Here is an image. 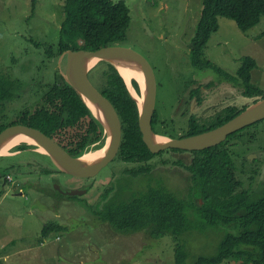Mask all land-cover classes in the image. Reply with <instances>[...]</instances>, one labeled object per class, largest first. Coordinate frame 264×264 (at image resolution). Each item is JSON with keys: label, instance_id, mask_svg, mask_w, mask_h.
Returning a JSON list of instances; mask_svg holds the SVG:
<instances>
[{"label": "rangeland", "instance_id": "obj_1", "mask_svg": "<svg viewBox=\"0 0 264 264\" xmlns=\"http://www.w3.org/2000/svg\"><path fill=\"white\" fill-rule=\"evenodd\" d=\"M34 1L33 9V0H0V71L15 83L14 98L0 113V123L12 122L20 110H32V104L39 102L56 82L57 72H65L64 55L51 59L46 54L58 45L65 19V0ZM112 1H124L130 9L131 24L127 40L121 46L143 55L154 69L155 111L159 121L167 124H161L160 131L180 137L187 131L185 119L191 114L205 118L227 105L253 104V99L243 96L240 82L238 87H231L220 83L213 70H197L190 64L189 45L201 14L202 0ZM263 32V20L248 32H242L233 20L220 17L219 30L211 36L205 55L232 75L236 74L244 57L254 58L257 68L252 71L251 82L264 90ZM199 77H206L202 82H213L215 86L204 92L202 107H196L193 100L195 107L188 110L186 102L180 103L188 95L189 83ZM91 81L100 89L97 77ZM174 110L177 111L174 113ZM171 117L176 120L174 127L169 124ZM241 133L245 137L233 148L240 165L237 179L251 194L256 187L261 192L264 187V119L247 126ZM98 150L94 148L88 153ZM178 154L163 151L152 162L158 165L152 177L138 179L126 177V166L117 161L95 177L83 179L59 172L52 164L46 165L48 175H43L42 165H14L16 161L27 163L31 157H36L34 154L26 159L0 160V173L9 175L8 183L6 177H0V264H174L176 242L171 235L156 240L146 232L118 233L109 224L99 221L93 209L106 202L103 196L108 190L109 198L127 199L133 192L145 190L150 183L155 185L159 181L179 198L188 199L190 183L184 178L183 168L179 170L180 167L162 163L174 160L172 156ZM7 166L10 169L6 170ZM115 173L118 176L112 181L113 190L110 186L106 188L105 181ZM251 175H255L253 181L249 178ZM23 178L26 180L22 181ZM56 185L64 192L87 187L88 191L82 196L69 197L57 194ZM52 222L64 226L65 230L43 237L44 226ZM232 232L219 227L180 236L179 241L189 254L187 263L191 264L199 256L214 255L220 241ZM224 264L241 263L228 260Z\"/></svg>", "mask_w": 264, "mask_h": 264}, {"label": "trees", "instance_id": "obj_2", "mask_svg": "<svg viewBox=\"0 0 264 264\" xmlns=\"http://www.w3.org/2000/svg\"><path fill=\"white\" fill-rule=\"evenodd\" d=\"M64 11L65 19L60 28L58 45L46 51L51 59L61 57L67 51H97L104 47L121 46L127 40L131 17L124 1L65 0ZM220 17L233 20L242 32H248L261 20L264 21V0H202L201 14L189 45L191 66L197 70H213L223 79H237L242 86L243 96L253 99V104L264 100V90L251 82L252 71L257 68L254 58L244 57L236 75L232 76L206 57L207 44L219 30ZM57 76L56 82L43 97V110L37 108L29 112L30 116L24 122L0 123V133L23 123L43 131L72 157L79 158L94 148L104 146L107 134L80 95L67 84L63 73L57 72ZM93 77L98 78V90L111 102L121 122L122 141L114 161L131 166L124 170L126 177H152L157 166L152 162L163 151L154 154L144 143L139 128L138 104L125 80L108 62H99L89 72L90 81ZM14 86L13 79L0 71V113L6 103L14 98ZM132 86L140 95L136 80H132ZM248 106L244 104L242 107L225 109L218 124L208 122L189 126L186 135L180 138L198 135L223 125ZM156 118L155 112L153 123ZM154 132L171 139L179 138L156 128ZM169 150L194 154L192 165L183 160L175 164L193 173L189 181L191 192L188 199L179 198L161 181L155 185L150 183L145 190L133 192L127 199L117 196L109 198L108 190L103 196L106 202L93 209L98 220L109 224L118 233L146 232L156 240L171 235L176 242L174 264H188L189 254L184 243H180V236L192 231L204 233L209 229L226 227L233 232L224 236L216 253L199 256L191 264H224L228 260L241 264H264V187H261L259 195H252L251 191L243 188L242 182L229 172L231 155L223 143L202 151ZM4 159L7 158L0 157V160ZM169 162L162 161L163 164ZM8 169L10 166H7ZM46 172L49 173L48 169ZM4 174L6 176L8 173ZM254 178L255 175L250 176L251 181ZM64 230V226L52 222L44 226L42 234L47 237L52 232Z\"/></svg>", "mask_w": 264, "mask_h": 264}, {"label": "water", "instance_id": "obj_3", "mask_svg": "<svg viewBox=\"0 0 264 264\" xmlns=\"http://www.w3.org/2000/svg\"><path fill=\"white\" fill-rule=\"evenodd\" d=\"M64 56L65 72L63 75L67 84L80 95L89 109V103H92L100 108L105 117L106 122L99 119L91 111L93 116L104 126L105 133L107 134L106 145L103 147L106 148L104 157L93 163H88L83 159L86 154L79 158L72 157L55 140L38 129L24 125L12 126L1 132L0 148L11 137L25 136L33 143L31 145H36L40 149H43V154L48 155L52 159L53 166L58 171L73 177L88 179L98 175L106 166L114 161L122 141V126L115 108L89 79V72L99 62H108L113 66L115 63H131L142 71L147 83V90L143 96L141 105L132 95L127 83L126 85L138 104L139 128L143 141L154 154L169 149L188 152L210 149L222 144L231 134L264 119V100H261L250 105L234 119L213 130L190 137L168 139L163 144H158L155 140V136L157 135L153 131L152 125L156 107L157 80L153 67L143 55L130 48L113 46L104 47L97 51H67ZM93 60L96 61L95 65L91 68L88 67L89 61ZM55 189L60 194L69 197L82 196L87 192L86 190L64 192L57 185Z\"/></svg>", "mask_w": 264, "mask_h": 264}, {"label": "flooded vegetation", "instance_id": "obj_4", "mask_svg": "<svg viewBox=\"0 0 264 264\" xmlns=\"http://www.w3.org/2000/svg\"><path fill=\"white\" fill-rule=\"evenodd\" d=\"M189 53H190V48H189ZM235 75H232V76H235ZM202 79H207V78L206 77H199L198 79L197 78H193L192 82L189 83V85L187 87L188 88V95H187V97H184V99H182L180 105H182L183 102H186L187 105H188V107H186V109L190 110L193 107H195L192 104V101L195 100L196 101V107H200V106L202 107L203 103L205 102V94H204V92L207 91L208 88H213L215 86V84L213 82H211L209 84L203 83ZM216 79H218V81L220 83H225L226 85H229V86L234 87V88L239 86V81L237 79H234L233 77H232L231 80H228V79H223V78H220V77L217 76ZM32 107H33L32 110H30V109L20 110L18 113L15 114V117L12 119V121H14V122L15 121H22V122H24V121L28 120V118L30 116L29 112H34L37 108L43 110V95H42V97H41L39 102L35 101L32 104ZM228 108H238V106H236L234 104L227 105V106L223 107L222 109L218 110L216 113L210 115L209 117H205V118H201V117H199L197 115H192L191 114L187 119H185L184 128L187 129V131H188L189 126L198 125V124H202V123H208V122H211L213 125H216V124H218L220 122V118L222 116L223 111L225 109H228ZM177 110H174V113ZM184 112L186 113V116H187L188 112L185 111V108H184ZM184 117H185V114H184ZM161 124L163 125V124H166V123L160 122L158 117H157L155 119V123L152 122L153 129L156 128L157 130H159ZM169 124H170V126L174 127V125L176 124L175 117H171ZM19 125H24V124L22 123V124H19ZM24 126H27V125H24ZM166 126H167V124H166ZM220 126H222V125H219V126L217 125L213 129H215L217 127H220ZM213 129H211V130H213ZM187 131H186V133H187ZM237 132H235V134L233 133L230 136H228V138L223 142L224 147L229 151V154L231 155V168L229 169V172L232 174V176L235 179H237V173L239 172L240 165H239L238 158H236L235 153L233 152V148H234V146L236 144H239V141H240L241 138L243 139L245 137L244 133H241V132L237 133ZM186 133L184 135H182V136H185ZM182 136H180V137H182ZM39 149L40 148L38 146H36V145H31V144H28V143H20L18 145H15L14 147H12L9 150L8 154H6L5 156H2V157L26 159V156H29L30 154H34V155H36V157L35 156L31 157V159L28 160L27 163H25L24 161H16V162H14V165L15 166H25L26 164H28L31 167L33 165H38V166L42 165L43 166V175H48V173L46 172V170H47L46 169V165L47 164H52L53 165L52 159L48 155L43 154L44 153L42 151L43 149L42 150L41 149L39 150ZM101 149H103V148H101ZM192 156L194 157V154H192V153H179L176 156L173 155L172 158H174V160L170 161L169 163L171 164V166L176 167V168H177V166L175 164H176V162H178V160H183L186 164H189V163L193 164V162H192V158L193 157ZM250 159H252V158L250 157ZM124 165L126 166L125 169L131 168V166H128V164H124ZM153 165H155V164H153ZM164 166H166V165H163V167ZM167 169L171 171L172 168H167ZM177 169L180 170L181 168H177ZM181 171H182V173L185 176V177L184 176L183 177L188 182L192 180L193 173L190 171V169H189V171H187L185 169H182ZM116 175L117 174L115 173L111 177L107 178V180L105 181L106 182L105 183V187L106 188H107V186H111L112 181H113V179L115 178ZM0 177H2V179H3V177H6V183H8L7 181H8L9 175L8 176H3V175L0 174ZM23 180H26V178H23L22 181ZM255 189L256 190L253 191L252 195H259L261 192H258L259 189H257V187ZM86 191H88V187L86 188Z\"/></svg>", "mask_w": 264, "mask_h": 264}, {"label": "bare ground", "instance_id": "obj_5", "mask_svg": "<svg viewBox=\"0 0 264 264\" xmlns=\"http://www.w3.org/2000/svg\"><path fill=\"white\" fill-rule=\"evenodd\" d=\"M96 61H89L88 67H93L95 65ZM114 66L116 67V69L119 71V73L121 74V76L124 78L125 82L127 83L128 87L130 88V91L132 93V95L139 101V104H142L143 101V96L146 93L147 90V83L145 81V77L142 73V71L136 67L134 64L131 63H115ZM136 79V81L138 82L140 88H141V96L139 97L136 93L137 96H135L133 94L132 89L134 90L133 86H132V80ZM255 104V103H254ZM253 105V104H252ZM89 107H90V111H92L99 119H101L102 121H105V117L102 113V111L100 110V108L92 103H89ZM249 107V106H248ZM247 107V108H248ZM246 108V109H247ZM245 109V110H246ZM244 110V111H245ZM243 111V112H244ZM241 112V113H243ZM240 113V114H241ZM239 114V115H240ZM155 115V113H154ZM154 117V116H153ZM234 119V118H233ZM18 126V125H16ZM246 128V127H245ZM244 129V128H243ZM154 131V129H153ZM157 135V134H156ZM171 139V138H170ZM177 139V138H176ZM155 140L158 144H163L166 140H168L167 138H164L163 136H155ZM20 143H28V144H33L28 138H26L25 136H14L9 138L7 141H5L1 148H0V155H6L8 154L9 150L14 147L15 145H18ZM42 150V149H41ZM65 150V149H64ZM43 151V150H42ZM105 151L106 148H103L101 150L92 152V153H87L84 156V160L88 163H93V162H97L99 161L101 158L104 157L105 155Z\"/></svg>", "mask_w": 264, "mask_h": 264}, {"label": "clouds", "instance_id": "obj_6", "mask_svg": "<svg viewBox=\"0 0 264 264\" xmlns=\"http://www.w3.org/2000/svg\"><path fill=\"white\" fill-rule=\"evenodd\" d=\"M88 153V152H87ZM57 170V169H56ZM59 192H57V194H58ZM60 194V193H59Z\"/></svg>", "mask_w": 264, "mask_h": 264}]
</instances>
